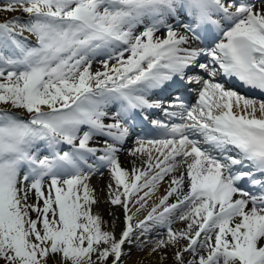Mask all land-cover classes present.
Returning <instances> with one entry per match:
<instances>
[{
	"label": "snow or ice",
	"instance_id": "obj_1",
	"mask_svg": "<svg viewBox=\"0 0 264 264\" xmlns=\"http://www.w3.org/2000/svg\"><path fill=\"white\" fill-rule=\"evenodd\" d=\"M0 13V264H264V0Z\"/></svg>",
	"mask_w": 264,
	"mask_h": 264
},
{
	"label": "bare ground",
	"instance_id": "obj_2",
	"mask_svg": "<svg viewBox=\"0 0 264 264\" xmlns=\"http://www.w3.org/2000/svg\"><path fill=\"white\" fill-rule=\"evenodd\" d=\"M94 65H96V66L94 67L93 70H95L96 68L99 67L98 64H95V63H94ZM132 146H133L132 143L129 141V142L125 145V149H126V150L120 153V161H121L122 166H123L124 168H126V169H129V170H131V168H132V161H133L134 159L136 160V164H137V166H138V167L141 166V164H140V160H139V159H136V158H134V157H132L131 155H129V153H128V151H127V149L131 148ZM153 152H154V150H153ZM154 154H155V153H154ZM90 182H91L92 186L97 190V195H99V196H101L102 198H104V194H103V192H101L100 190H101V189H104L105 186H106V185L108 184V182H109L107 172L104 173L103 177H100L99 175H94V176L92 177V179H91ZM167 187H168V180H167V178H166V179H165V180L159 185L158 190L156 191L155 195L152 196V197L148 200L147 208H146L143 212H141V213L139 214V218L143 219V217L147 214V212L150 211L151 208H152L155 204L159 203V198L162 197L163 195H165V192H166ZM171 202H174L172 198H170V200H169V203H171ZM133 210H134V209H133ZM102 211H103V215H105L107 212H109V206L106 205V204L103 205V206H102ZM111 211L114 212V213H115V217L118 218V219H116V225H117L116 230H117V232H119L120 229L123 227V224H124V214H123V210L117 206V207L111 208ZM173 227H174V226H173ZM177 227H179V229H180V228H183V227H185V223H184V222H181ZM174 229H178V228L174 227ZM133 250H135V249H133ZM147 257H149V256H145V257H142V256H141V257H140L139 255H136L135 258H132V259H131V264H138V262H139V263H143V261L148 262V264H152L153 261H152V262H149L150 258H147ZM158 259H159V258L157 257V259L155 260L154 263H156V262L158 263ZM151 260H152V258H151ZM168 263H170V261H169Z\"/></svg>",
	"mask_w": 264,
	"mask_h": 264
},
{
	"label": "rangeland",
	"instance_id": "obj_3",
	"mask_svg": "<svg viewBox=\"0 0 264 264\" xmlns=\"http://www.w3.org/2000/svg\"><path fill=\"white\" fill-rule=\"evenodd\" d=\"M4 15H5L4 13H0V19L4 18ZM104 219H105L106 221L111 222V221L113 220V217L109 215V212H107V213L104 215ZM180 223H181V222L178 221V222L175 223L173 226L179 229V227H177V226H178ZM132 251H133V255H132L131 258L128 260L127 264H131V259H132V258H135L136 255H139L140 257H141V256H142V257L149 256L148 253H147V251H144V252H138V251H136V250H132ZM147 258H150L149 262H152V261H153L152 264H158L157 262L154 263L155 260L157 259V257L149 256V257H147ZM151 258H152V260H151ZM139 264H148V262L143 261V263H139ZM168 264H171V262L168 263Z\"/></svg>",
	"mask_w": 264,
	"mask_h": 264
}]
</instances>
